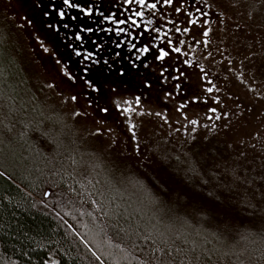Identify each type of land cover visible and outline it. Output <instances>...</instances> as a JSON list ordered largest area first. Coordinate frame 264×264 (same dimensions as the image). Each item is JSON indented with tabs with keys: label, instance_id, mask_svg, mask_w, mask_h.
Segmentation results:
<instances>
[{
	"label": "trees",
	"instance_id": "obj_1",
	"mask_svg": "<svg viewBox=\"0 0 264 264\" xmlns=\"http://www.w3.org/2000/svg\"><path fill=\"white\" fill-rule=\"evenodd\" d=\"M53 1L62 16L54 10L56 21L65 32L72 33L78 25L75 38L70 34L71 50L80 57L95 56V69L120 84H126L125 75H136L150 90L149 79L157 69L164 80L169 75L189 78L173 46L183 41L186 56L188 51L201 56L205 50L199 28L209 17L189 0H173L171 5L145 0L144 6L136 0ZM152 3H157L155 9L147 7ZM257 6L247 7V18L249 9ZM123 34L129 41H121ZM237 35L241 37L229 32L227 37L236 44ZM243 47L236 50V60L243 57L241 51H252L250 44ZM144 48L148 51H141ZM161 49L168 52L163 60L157 59ZM212 136L196 138L198 146L185 153L171 148L162 152L161 172L166 175L148 179L146 186L124 180L123 167L85 134L74 143H58L51 136L43 145L24 143L20 150L26 156H15L17 162L5 165L0 161V264H264V206L257 201L261 195L242 201L236 188L247 185L243 179L249 181L255 170L236 165L230 175L227 167L218 169L234 149ZM119 171L124 190L103 181ZM236 175L240 183L233 181ZM45 190L55 198L46 200Z\"/></svg>",
	"mask_w": 264,
	"mask_h": 264
},
{
	"label": "rangeland",
	"instance_id": "obj_2",
	"mask_svg": "<svg viewBox=\"0 0 264 264\" xmlns=\"http://www.w3.org/2000/svg\"><path fill=\"white\" fill-rule=\"evenodd\" d=\"M189 1L209 17L199 28L203 34L208 33L204 35L205 50L201 56L192 51L186 56L183 43L173 46L180 48V56L174 57L183 60L180 67L190 77L178 80L169 75L164 80L157 69L154 78L149 79L150 90H145L144 79L125 75L126 84H120L95 69V56L80 57L77 50L72 51L70 34L75 38L78 25L72 33L65 32L62 23L56 21L54 10L62 16L54 1L0 0L3 165L17 162L15 156H26L20 148L28 141L43 145L51 136L58 143H74L82 141L85 134L123 167L124 180L132 178L135 185L146 186L148 179L166 175L161 172L165 167L162 152L171 148L174 153H185L198 146L196 138L213 135L215 142L220 143L219 139L234 149L228 150L225 163L218 169L227 167L232 175L236 165L253 167L255 172L249 181L243 179L248 184L239 188L236 185L237 192L242 201H254V194H260L257 201L264 206V0ZM256 5L249 9L247 18V7ZM229 32L241 35H237L236 44L227 37ZM122 36L121 41H129L127 35ZM244 43L250 47L256 43L255 48L241 51L243 57L236 60L235 52L244 49ZM229 51L231 56H227ZM179 82L182 84L177 88ZM203 82L206 86L201 91ZM236 102L240 103L238 109ZM21 130H28L27 135ZM95 161L103 165L97 157ZM118 173L109 174L103 181L115 182L124 190L123 173ZM233 181L240 183L242 179L236 175ZM43 197L48 200L55 195L45 190Z\"/></svg>",
	"mask_w": 264,
	"mask_h": 264
},
{
	"label": "snow or ice",
	"instance_id": "obj_3",
	"mask_svg": "<svg viewBox=\"0 0 264 264\" xmlns=\"http://www.w3.org/2000/svg\"><path fill=\"white\" fill-rule=\"evenodd\" d=\"M157 2H159V0H157ZM163 2H164V4L171 5V4L173 3V0H163ZM64 3H65V4H69V0H64ZM136 3L139 4V5H141V6H144V5H145V0H136ZM69 6H72V5H69ZM147 7H148V8L155 9V8L157 7V3L148 4ZM176 11H180V9H179V8H176ZM135 15H136V16H143V13H142V12H136ZM205 15H207V14L205 13ZM119 23L123 24V23H125V21L121 20ZM148 23L151 24L152 21L149 20ZM191 23L195 24L196 21H195V20H192ZM132 24H136V21H135V20H132ZM137 26H138V25H137ZM89 31H90V29H89ZM121 31H123V29H121ZM184 31H188V29L185 28ZM204 35L207 36L208 33L205 32ZM76 38H77V39H80L79 35H78ZM181 43H183V41H181ZM169 44H171V41H170V40H169ZM45 50H47V49H45ZM141 51H143V52H147L148 49H147V48H144V49H142ZM172 51H174V52H179L180 49L177 47V48H173ZM77 55H79V53H77ZM167 55H168V52H166V51H164L163 49H161V50H160V54H159V56L157 57V59L163 60ZM86 58H87V57H86ZM208 91L211 92L212 89L209 88ZM73 99H75V98H73ZM125 111H127V110L125 109ZM192 123L194 124V123H196V122H195V121H192Z\"/></svg>",
	"mask_w": 264,
	"mask_h": 264
},
{
	"label": "water",
	"instance_id": "obj_4",
	"mask_svg": "<svg viewBox=\"0 0 264 264\" xmlns=\"http://www.w3.org/2000/svg\"><path fill=\"white\" fill-rule=\"evenodd\" d=\"M47 195V194H46Z\"/></svg>",
	"mask_w": 264,
	"mask_h": 264
}]
</instances>
